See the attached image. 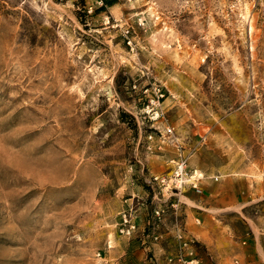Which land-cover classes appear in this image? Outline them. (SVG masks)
<instances>
[{
  "label": "rangeland",
  "instance_id": "rangeland-1",
  "mask_svg": "<svg viewBox=\"0 0 264 264\" xmlns=\"http://www.w3.org/2000/svg\"><path fill=\"white\" fill-rule=\"evenodd\" d=\"M107 1L0 0V264H162L161 239L177 264L147 181L179 157L264 253V0Z\"/></svg>",
  "mask_w": 264,
  "mask_h": 264
},
{
  "label": "crops",
  "instance_id": "crops-1",
  "mask_svg": "<svg viewBox=\"0 0 264 264\" xmlns=\"http://www.w3.org/2000/svg\"><path fill=\"white\" fill-rule=\"evenodd\" d=\"M211 188L207 191L204 189L201 196L187 190L179 197L177 214H180L185 222L189 240L202 246L206 255L210 256L215 264H230L234 259L237 264H264V253H260L255 245L249 243L243 247L238 246L235 240L233 242L229 232L218 225V215H220L218 211L223 210L221 209L222 205H227L226 202L229 200L218 194V185ZM137 193V196L134 195L126 199V202L128 205H133L134 209L137 208L138 215L134 222L141 225L146 214L138 203L145 193L143 190ZM195 219L202 222L201 225L193 224ZM225 219L227 217L224 216L219 219V222L225 223L227 221ZM164 235L161 234V236ZM234 243L235 245H233ZM152 248L162 264H168L165 258L176 252L174 245L167 239H161L158 243L153 244Z\"/></svg>",
  "mask_w": 264,
  "mask_h": 264
},
{
  "label": "built area",
  "instance_id": "built-area-1",
  "mask_svg": "<svg viewBox=\"0 0 264 264\" xmlns=\"http://www.w3.org/2000/svg\"><path fill=\"white\" fill-rule=\"evenodd\" d=\"M159 100V99H158ZM171 130L168 129V133ZM209 177L199 169L189 168L185 157H179L171 173L167 176H152L147 181L152 190V202L156 203L152 211L155 219H160L164 213V207L176 209L178 207V196L185 193L187 190L196 195L203 194L204 182ZM217 180V177L214 178ZM174 200V201H173ZM176 200V201H175ZM145 203H141L145 207ZM133 210L129 209L126 215H123L122 228L120 233L125 236H131L134 233L135 226L131 224ZM175 236L180 243L181 249H190L188 254L180 253L174 259L177 264H199V259L193 255V250L190 246V241L185 238L183 229L176 228Z\"/></svg>",
  "mask_w": 264,
  "mask_h": 264
},
{
  "label": "trees",
  "instance_id": "trees-1",
  "mask_svg": "<svg viewBox=\"0 0 264 264\" xmlns=\"http://www.w3.org/2000/svg\"><path fill=\"white\" fill-rule=\"evenodd\" d=\"M104 6H110L115 3V1H107V0H102ZM196 247H200L198 244H196Z\"/></svg>",
  "mask_w": 264,
  "mask_h": 264
},
{
  "label": "bare ground",
  "instance_id": "bare-ground-1",
  "mask_svg": "<svg viewBox=\"0 0 264 264\" xmlns=\"http://www.w3.org/2000/svg\"><path fill=\"white\" fill-rule=\"evenodd\" d=\"M49 128V127H48ZM55 163V162H54Z\"/></svg>",
  "mask_w": 264,
  "mask_h": 264
}]
</instances>
